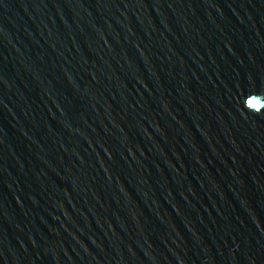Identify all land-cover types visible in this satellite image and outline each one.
I'll return each instance as SVG.
<instances>
[{
    "label": "water",
    "instance_id": "water-1",
    "mask_svg": "<svg viewBox=\"0 0 264 264\" xmlns=\"http://www.w3.org/2000/svg\"><path fill=\"white\" fill-rule=\"evenodd\" d=\"M0 264H264V0H0Z\"/></svg>",
    "mask_w": 264,
    "mask_h": 264
}]
</instances>
